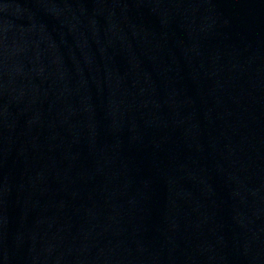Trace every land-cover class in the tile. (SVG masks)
I'll return each mask as SVG.
<instances>
[{
  "label": "water",
  "instance_id": "water-1",
  "mask_svg": "<svg viewBox=\"0 0 264 264\" xmlns=\"http://www.w3.org/2000/svg\"><path fill=\"white\" fill-rule=\"evenodd\" d=\"M0 264H264V0H0Z\"/></svg>",
  "mask_w": 264,
  "mask_h": 264
}]
</instances>
